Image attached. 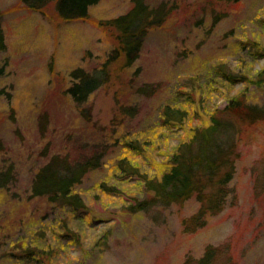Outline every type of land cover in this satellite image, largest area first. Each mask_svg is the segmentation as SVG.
<instances>
[{
  "label": "rangeland",
  "instance_id": "374dc122",
  "mask_svg": "<svg viewBox=\"0 0 264 264\" xmlns=\"http://www.w3.org/2000/svg\"><path fill=\"white\" fill-rule=\"evenodd\" d=\"M163 1L170 15L149 32L136 62L108 64L106 81L78 104L67 92L72 71L103 67L118 44L105 23L132 0H101L88 17L69 21L54 4L0 0V169L15 176L0 189V264H183L210 244L227 247L236 264H264V120L243 128L232 191L204 226L187 228L201 206L196 197L129 208L152 196L145 175L161 176L175 145L213 110L244 90L249 102H264V86L253 80L264 66V0H147ZM220 65L248 79L232 84ZM167 106L187 110L185 119L165 124ZM135 135L148 149L128 162L136 173L123 175V143ZM93 153L100 164L75 187L85 209L33 195L34 176L52 156L76 162Z\"/></svg>",
  "mask_w": 264,
  "mask_h": 264
},
{
  "label": "trees",
  "instance_id": "16d2710c",
  "mask_svg": "<svg viewBox=\"0 0 264 264\" xmlns=\"http://www.w3.org/2000/svg\"><path fill=\"white\" fill-rule=\"evenodd\" d=\"M21 1L32 9L54 4L58 15L69 21L88 17L90 8L101 0ZM132 2L130 10L105 23L115 32L118 44L103 67L96 73L82 68L72 71L75 81L67 92L78 104L86 102L91 93L106 81L110 75L108 64L118 59L123 61L125 66L134 64L140 56L149 32L163 25L171 12V7L165 1L156 6L150 5L147 0H132ZM5 48L4 31L0 25V50ZM219 71L225 80H229L232 84L248 79L246 74L225 69L223 65L219 66ZM254 79L264 86V66L257 71ZM141 89L144 92L153 90L151 85H145ZM164 115L165 124L180 123L185 119L187 110L167 106ZM263 120L264 102L262 104L249 102L245 90L233 95L223 108L212 111L207 125L191 129L188 137L175 145V149L168 155L166 169L161 176L145 175V184L152 191V196L129 205L130 210L149 211L156 206L167 207L196 197L201 206L190 218L187 228L194 230L204 226L208 216L218 214L225 208L227 198L232 191L230 183L236 172L239 157L238 142L245 130L243 128ZM147 142V139L140 135L124 140L126 153L118 164V167L123 169V175L136 173L137 168L128 162L132 158L144 155V150L148 149ZM100 155L93 153L88 158L76 162L71 161L67 156H52L34 176L33 195L44 196L49 201L73 211L85 209L86 203L75 187L90 170L98 167ZM14 178L11 169H0V189L8 186ZM34 251L35 249H28V255L35 256L33 258L37 262L41 261L39 257L41 252L37 254V251L34 254ZM183 264H236V262L227 247L210 244L201 257L188 256Z\"/></svg>",
  "mask_w": 264,
  "mask_h": 264
}]
</instances>
